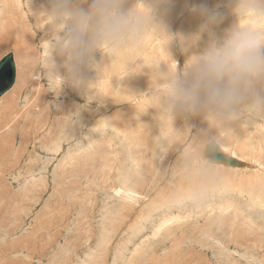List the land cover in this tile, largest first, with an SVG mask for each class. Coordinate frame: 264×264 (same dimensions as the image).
<instances>
[{
  "label": "rangeland",
  "instance_id": "1",
  "mask_svg": "<svg viewBox=\"0 0 264 264\" xmlns=\"http://www.w3.org/2000/svg\"><path fill=\"white\" fill-rule=\"evenodd\" d=\"M221 1L168 0L159 4L157 19L165 24L173 39L166 45V41L148 38L139 52L143 66L161 62L162 71L166 69L165 62L171 64L172 58L182 69L188 59L185 53L202 51L210 39L208 31L201 32L206 20L202 10L215 13L218 22L212 26L211 32L216 38H223L237 18L231 16L228 5L221 4ZM18 2L25 12V30L19 29L16 33L12 25H0V32L9 34L0 35V59L8 53L15 54L22 64L25 73L22 77L26 80L18 79L0 102V264H151L155 257L160 260L157 264H264V217L260 214L259 202L255 200L256 206L252 208L244 205L243 197L240 199L236 194H229L228 189L221 192V185L227 179L240 186V182L250 180L251 174L257 172L252 161L247 160L250 168L238 174L232 172V166L222 165L219 190L204 204L193 207L178 202L171 193L180 185H173L170 172L183 147L175 146L167 153H161L159 139L171 136L172 129L159 126L156 108H149L140 116L136 114L138 109L143 110L150 103L140 95L150 94L152 69L141 66L138 72L128 75L129 58L120 55L110 60L103 69L102 79L94 85L105 96L96 95L94 99H88L94 90H89L87 84L94 82L97 74L87 68L82 70L85 83L79 88L65 79L60 88L55 89L52 79L67 76L64 58L54 51V63L59 64H56L57 70L46 68L44 43L50 39L47 22L34 20L28 10V0ZM7 8L8 14H5L3 11ZM36 8L41 11V8ZM16 9L17 5L13 3L6 8L0 4L2 16H8ZM197 34L200 39L185 51L181 37L186 40ZM96 59L98 62L102 60L103 54L96 53ZM28 62L30 69H36L39 79L36 73L31 76L32 71L28 74ZM25 82L27 85H23ZM8 117L14 120L7 121ZM136 117L141 119L140 124H147L148 127L141 125L146 130L138 129ZM4 122L6 125L1 129ZM77 123L74 137L60 141V149L51 143L55 139L59 141L63 135L61 132L71 131ZM186 127L190 128V139L208 130L207 122L199 115L187 120L178 116L174 128L183 131ZM230 127L235 135L229 136L226 145H235L238 132L245 129L255 136V146H264V121L253 126L243 125L242 128L236 122ZM212 134H215L214 130ZM244 139L241 136L239 143ZM230 148L236 154V150ZM247 152L242 154L247 156ZM257 156L264 159L261 150ZM130 157L133 160L126 163L128 169H135V173L140 170L138 174L132 170L128 177L122 171L126 185L129 183L124 186L125 191L130 186L129 191L135 189L137 195L134 203L127 202L128 205L119 201L122 197L115 191L120 187V165ZM134 159L135 162L138 160L137 164H132ZM108 162L113 164L110 179L109 175L103 176L101 169H108ZM258 191L253 193L258 194ZM224 193L230 202L237 196L243 212L241 214L239 208L230 206L228 213L223 215L227 217L219 222L221 213L218 208L227 204ZM251 198L252 194H248L247 199L251 201ZM122 204L130 206L132 212L125 213ZM121 213L122 216L118 215ZM141 214L143 217L149 214L151 219L144 223ZM163 214L166 218L180 215L182 221L171 224L169 230L159 233L160 237H154L153 227ZM135 224L143 230L137 237H133L132 225ZM142 240L146 245L136 254ZM102 241H106L104 250L100 247ZM151 249L160 256H154Z\"/></svg>",
  "mask_w": 264,
  "mask_h": 264
},
{
  "label": "clouds",
  "instance_id": "2",
  "mask_svg": "<svg viewBox=\"0 0 264 264\" xmlns=\"http://www.w3.org/2000/svg\"><path fill=\"white\" fill-rule=\"evenodd\" d=\"M166 2L50 0L51 8L41 13L50 32L45 44L46 68H55V51L64 58L67 70L66 77L52 79L54 88L59 89L65 79L79 88L85 83L82 70L93 69L97 78L87 84L89 90H94L88 99L103 97L94 85L102 79L110 60L120 55L129 58L128 75L138 72V67L144 65L139 52L148 38L166 41V45L173 39L156 16L157 6ZM233 5L237 22L220 39L211 32L217 16L202 10L206 20L201 32H209V42L202 51L190 55L182 69L172 58L171 64L165 62L167 68L163 71L161 62L143 66L152 69L151 87L150 94L140 96L150 103L143 110L137 108V114L156 108L159 126L172 129L171 136L159 139L161 153L183 147L170 172L173 185H180L172 195L193 207L211 199L222 180L223 161L206 158L205 150L223 152L229 136L235 135L230 127L233 123L239 122L242 127L264 121V0H233ZM199 39V34L186 40L181 37L185 51ZM98 52L103 54L99 62ZM197 115L208 124L202 135L190 139V128H174L178 116L187 120Z\"/></svg>",
  "mask_w": 264,
  "mask_h": 264
},
{
  "label": "bare ground",
  "instance_id": "3",
  "mask_svg": "<svg viewBox=\"0 0 264 264\" xmlns=\"http://www.w3.org/2000/svg\"><path fill=\"white\" fill-rule=\"evenodd\" d=\"M18 1V0H17ZM17 1L16 0H0V4H2V6H3V8H6V6L7 5H9L10 3H13V4H15V5H17V9H16V11L15 10H13L12 11V13L10 14V15H4V16H2V13L0 14V25H2V24H10V25H12L13 27H14V30H15V32L17 33L18 31H19V29L23 32L24 30H25V23H26V16H25V12L23 11L22 12V5H20L19 4V2L17 3ZM207 2V1H206ZM221 4H226V5H228V10H229V13L231 14V16L234 18V14H233V12H232V8H233V0H222L221 1ZM27 6H28V10H29V13H30V15L31 16H33V18H34V20L36 21V22H41L43 19H41V16H42V12H44V11H46V10H49L50 8H51V4H50V0H41L40 2H36V1H34V0H28V3H27ZM36 7H38V8H41V11H39V9H37ZM8 9L9 8H7V9H5L3 12L5 13V14H8ZM212 12V11H211ZM213 14H215L214 12H213ZM9 20V21H8ZM3 35V36H7V35H9V34H6V33H3V31H1L0 32V35ZM31 38V37H30ZM31 41H32V39H31ZM45 44H46V42L44 43V48H45ZM14 45H15V47H17V48H19V46L17 45V43L16 42H14ZM20 46H21V42H20ZM22 46H23V44H22ZM45 52H46V50H45ZM26 53V52H25ZM56 53V52H55ZM27 54V53H26ZM192 54H195V52L194 51H189L188 53H185V56L187 57V58H189L190 57V55H192ZM57 55V54H56ZM25 56V55H24ZM59 56V55H58ZM14 57H15V61H16V67H17V72H16V81H15V83L17 82V80L18 79H23V77H22V75H25V73L23 72V70H22V64L20 63V61L16 58V56H15V54H14ZM55 57H57V56H55ZM60 57V56H59ZM56 59H58V58H56ZM43 60H44V58H43ZM59 60V59H58ZM57 60V61H58ZM61 60V59H60ZM56 61V62H57ZM53 62H54V59H53ZM44 63V62H43ZM42 63V64H43ZM58 63V62H57ZM56 63V64H57ZM55 64V65H56ZM57 65H59V64H57ZM57 65L55 66V68L57 67ZM166 66V68H167V64H165ZM41 66V65H40ZM45 66H46V64H45ZM28 69H29V71H28V74H30V72H31V76H34L35 75V73H36V69L34 68V67H31V69H30V62H28ZM44 69V68H43ZM56 70H57V68H56ZM166 70V69H165ZM26 71V72H27ZM163 71V70H162ZM38 72H40V69H38ZM23 73V74H22ZM27 74V75H28ZM36 75H37V78L39 79V75H38V73H36ZM29 76V75H28ZM30 77V76H29ZM28 79V78H27ZM24 81H26L25 79H23ZM22 80V81H23ZM21 80H20V82H22ZM19 82V83H20ZM28 82H30V81H28ZM27 82V83H28ZM26 83V82H25ZM27 83L26 84H23V85H27ZM120 83V82H119ZM118 83V84H119ZM29 85H31V82L30 83H28ZM16 85V84H15ZM19 85V84H18ZM120 85H121V83H120ZM120 88V87H119ZM35 89V88H34ZM41 94V93H40ZM7 95V94H6ZM6 95H3L4 96V98H5V96ZM3 96L0 98V102L2 101V98H3ZM36 96V95H35ZM32 97H33V95H32ZM34 98V97H33ZM31 99V98H30ZM32 100H34V99H32ZM59 106V105H58ZM9 108V107H8ZM34 108V107H33ZM58 108V107H57ZM26 109V108H25ZM134 112V111H133ZM136 112V111H135ZM136 114H137V112H136ZM134 115V114H133ZM12 116V115H11ZM140 116V115H139ZM138 117V116H137ZM136 117V119L135 120H138V118ZM142 117V116H141ZM141 117H139V119L141 118ZM12 119H13V117H8V120L7 121H12ZM133 119V120H134ZM6 120V119H5ZM14 120V119H13ZM134 120V121H135ZM6 121V122H7ZM139 122H138V129L140 130V128H144V127H148V126H146V125H142V124H140V122H141V119L140 120H138ZM147 121V120H146ZM6 122H4V123H1V129L2 128H4L5 127V125H6ZM142 122H145V121H142ZM137 124V123H136ZM144 124V123H143ZM151 124V123H150ZM149 124V125H150ZM144 126V127H142V126ZM135 126H137V125H135ZM150 127V126H149ZM242 128V127H241ZM243 128H245V127H243ZM78 129V123H77V125H76V127L75 126H72V129H71V131H69V132H61V134H63L62 136H61V138L59 139V141L58 140H53V142H51L52 144L53 143H55L56 144V147L58 148V149H60L61 148V143L62 142H60V141H62V140H66V141H68L69 139H71V138H73L74 137V135H75V131ZM142 129H141V131H142ZM154 129V128H153ZM143 130H146V129H143ZM161 131L163 132V129H161ZM239 134L237 135V139H236V143H235V145H232V146H230V145H226L227 147H229V149H231L230 147H233L235 150H236V154L234 155V156H240V154H242V152L243 151H248L247 153V156L246 155H243V157H241V158H234V159H237V160H239L240 162H243L244 163V165L243 166H241L242 168H237V167H230V169L232 170V172L233 173H239V172H245V170H247V169H249L248 168V162H247V160L248 161H252L253 159H256V160H261V158L260 157H258L257 156V154H258V150H261V152H264V146H262V145H257V146H255V144L257 143V140H255V136L252 134V132L251 133H249V132H247L245 129H240V131L238 132ZM203 134V133H202ZM241 136H243V138H246V139H244V140H242V141H240V143H239V138L241 137ZM232 137H234V136H232ZM164 143V142H163ZM166 143V142H165ZM239 143V144H238ZM91 145V144H90ZM120 145V144H119ZM48 146V145H47ZM54 146V145H53ZM53 148V147H52ZM51 150H53V149H51ZM179 150H180V148H179ZM232 150V149H231ZM49 151V150H48ZM206 151V150H205ZM220 151V150H219ZM221 153H223L222 151H220ZM239 152H240V154H239ZM245 153V152H244ZM164 154V153H163ZM223 154H225L226 156H228L229 158H233L234 156H231V155H228L227 153H223ZM255 154H256V156H255ZM159 155V154H158ZM244 156L246 157V158H248V159H246V158H244ZM174 158V157H173ZM207 158V157H206ZM242 159V160H241ZM130 160V161H129ZM132 160H133V157H130L129 159H126L125 160V162L124 163H122L121 165H120V167H121V169H120V171H119V173H118V177L121 179V181L119 180V186L120 187H118V188H116L117 190L115 191V194L116 193H121L120 194V197H122V199H119V201L121 200L122 201V203H129V202H131V203H134V200L136 199L135 198V196L137 197V195H135V193H134V191H135V189L132 191H129L130 190V186H129V189L128 188H126V190L127 191H125V189H124V186L126 185V183H125V181H124V178H125V176L123 175L125 172L127 173V177H128V173H130V172H132V170H133V172H134V174H136L140 169H139V167H138V171L135 173V169H128V167L126 166V163L128 162L129 164H130V162H132ZM135 160L136 159H134V162L132 163V164H137V161L135 162ZM160 160V159H159ZM244 160V161H243ZM163 162V161H162ZM104 164H106V163H104ZM108 164H109V167H108V169H106V168H104V167H102L101 169H102V171H103V176H105V177H107L108 175H109V179H110V177H111V166H113V164L112 163H109L108 162ZM131 164V165H132ZM144 164V163H143ZM156 164V163H155ZM154 164V165H155ZM222 165H225V164H222ZM250 165V164H249ZM106 166V165H105ZM135 165H133V167H134ZM143 166V165H142ZM141 166V167H142ZM225 166H227V165H225ZM256 167L254 168V169H256L257 170V172H256V174L255 173H252L251 174V176H250V180H245L244 181V183L243 182H240V183H242V186H240V185H233L232 183H230V181H229V179H227L228 181H224L223 182V186L221 185V189H222V191L221 192H224V190L225 189H228L229 191H228V193L230 194H236V195H238V197L240 198V199H243L244 198V205H251V207L253 208L254 207V205L256 206V204L254 203V201L255 200H257L258 202H259V204L260 203H264V173H262L261 171H260V169H259V165L258 164H256L255 165ZM150 167H152L151 165H150ZM131 168H132V166H131ZM144 168V167H143ZM108 170V171H107ZM147 170V169H146ZM157 170V169H156ZM122 171H124V173H122ZM145 171V170H144ZM150 171V170H149ZM142 172H143V170H142ZM125 173V174H126ZM139 173H141V172H139ZM226 173V172H225ZM231 173V172H230ZM230 173H229V175H230ZM237 173V174H238ZM138 174V173H137ZM166 174V173H165ZM243 174V173H242ZM132 175V174H131ZM142 175V174H141ZM150 175V174H149ZM152 175V174H151ZM247 175V174H246ZM250 175V174H249ZM135 176H137V175H135ZM135 176H134V178L133 179H135V181H136V178H135ZM138 176H140V175H138ZM148 176V175H147ZM131 177V176H130ZM242 177V176H241ZM228 178V177H227ZM244 178V177H243ZM243 178H240V180H243ZM126 179V178H125ZM131 179V178H130ZM132 179V180H133ZM147 179V178H146ZM15 180V179H14ZM155 180V179H154ZM225 180V179H224ZM231 180V179H230ZM233 180V179H232ZM234 180H236V179H234ZM151 181V180H150ZM228 182H229V184H228ZM236 182V181H235ZM238 182V181H237ZM137 183V182H136ZM150 183V182H149ZM134 184H135V182H134ZM133 184V182H132V185H134ZM155 184V183H154ZM235 184V183H234ZM255 184H257L256 186H257V188H254V185ZM128 185H129V183H128ZM128 185H126V186H128ZM137 185V184H136ZM141 185V184H140ZM219 187V186H218ZM135 188H136V186H135ZM114 189V188H113ZM137 189V188H136ZM153 190V189H152ZM179 190V189H178ZM219 190V189H218ZM259 190V191H258ZM114 191V190H113ZM227 191V190H226ZM253 191H258L259 193L258 194H254L253 193ZM126 192V193H125ZM219 192V191H218ZM217 192V193H218ZM128 193H130L131 195L129 196V195H127ZM172 194V193H171ZM248 194H252V198H251V201H249L248 199H247V196H248ZM219 195H222V194H219ZM225 195H227V194H225L224 193V198L226 199V201H227V204L225 205H223V204H221V207L220 208H218V212H220L221 213V217H218V218H220L219 219V222H221L222 221V219H225L226 217L225 216H223L225 213H228V211H229V207L230 206H236L237 208H239V210H241V204L239 205V203L237 202V200L239 199H237L236 200V197H234V199H233V202H230L229 201V199L228 198H226L225 197ZM29 197V196H28ZM31 197V196H30ZM243 197V198H242ZM26 198V197H25ZM114 198V197H113ZM169 198H170V195H169ZM223 198V199H224ZM233 198V197H232ZM116 199V198H115ZM118 199V198H117ZM219 199H221V198H219ZM173 200V199H172ZM27 201V200H26ZM118 201V202H119ZM171 202V201H170ZM240 202V201H239ZM127 203V204H128ZM130 203V204H131ZM137 203V202H136ZM120 204V203H119ZM123 205V204H122ZM121 205V207H123L124 206V211L126 210V212L125 213H129V212H132V210L133 209H131V207L130 206H128V205H123L122 206ZM136 205V204H135ZM153 206V205H152ZM162 206V205H161ZM121 207H119L118 206V208L120 209ZM151 207V206H150ZM126 208V209H125ZM148 210H149V208H147ZM146 209V210H147ZM151 209V208H150ZM156 209V208H155ZM243 209V208H242ZM116 210V209H115ZM118 210V209H117ZM116 210V211H117ZM113 211V210H112ZM120 212H121V209L119 210ZM153 211H155V210H152V212ZM120 212H118V213H120ZM149 212V211H148ZM242 210H241V214H242ZM114 213H115V211H114ZM155 213V212H154ZM165 213V212H164ZM112 214V213H111ZM105 215V214H104ZM110 215V214H109ZM117 215V214H116ZM115 215V216H116ZM118 215H120V216H122V213L121 214H118ZM117 215V216H118ZM130 215V214H129ZM166 214H163L162 215V217L160 218V220H159V222L158 223H154L155 224V226L153 227V231H152V233H153V236L154 237H160V234L159 233H161V232H163V231H166V230H169V227H171L172 225L171 224H175L176 222H177V224H179L178 222H181L182 220H181V217H180V215L178 216L177 214H175L176 216H171V217H164ZM168 215V214H167ZM215 215V214H214ZM111 216H113V215H111ZM141 216H142V214H141ZM216 216H218V215H216ZM229 216V215H228ZM109 217V216H108ZM124 217H128L129 218V216H126V215H124ZM110 218V217H109ZM114 218V217H113ZM119 219V218H118ZM120 219H121V217H120ZM138 219V218H137ZM141 219V218H140ZM142 219H143V222L144 223H146V222H148L150 219H151V217L149 216V214H146L144 217L142 216ZM217 219V218H216ZM230 219V218H229ZM95 220V219H94ZM114 220H116V219H114ZM211 220H213V219H211ZM264 220V219H263ZM108 221V220H107ZM119 221H121V220H119ZM135 221H137V220H135ZM139 221H141V220H139ZM138 221V222H139ZM227 221V220H226ZM106 222V221H105ZM112 222V221H111ZM117 222H118V220H117ZM116 222V223H117ZM137 222V223H138ZM217 222V221H216ZM140 223V222H139ZM153 224V225H154ZM213 224V223H212ZM229 224V223H228ZM231 224V223H230ZM234 224V223H233ZM112 225V224H111ZM181 225V224H180ZM220 225H221V223H220ZM105 226V225H104ZM110 226V225H109ZM116 226V225H115ZM232 226V225H231ZM142 227V226H141ZM144 227V226H143ZM142 227V228H143ZM180 227V226H179ZM221 227H223V226H221ZM227 227V226H226ZM233 227V226H232ZM111 228V227H110ZM133 228V229H132ZM132 230L134 231V236L133 237H137V235L138 234H141L142 233V231L143 230H141L140 229V226H138V224H135V225H132ZM211 229H212V227H211ZM235 229V228H234ZM103 230V229H102ZM107 230V229H106ZM38 231V230H37ZM132 231V232H133ZM211 232V231H210ZM231 232H232V228H231ZM104 234V233H103ZM231 234V233H230ZM128 235V234H127ZM107 236V235H106ZM174 236V235H173ZM35 237V236H34ZM235 238V237H234ZM132 239V238H131ZM102 240H104V239H102ZM149 240V239H148ZM100 242V241H99ZM104 242H106V241H104ZM103 241L101 242V244H100V247H101V250H104L103 248H104V243ZM108 242V241H107ZM133 242V241H132ZM147 242V241H146ZM109 243V242H108ZM119 243V242H118ZM150 244V243H149ZM119 245V244H118ZM144 245H146L145 244V242L142 240L141 241V244L137 247V249H136V251H135V253L137 254V253H139V252H141L142 250H143V247H144ZM122 249V248H121ZM91 250V249H90ZM128 251V250H127ZM146 251H147V249H146ZM154 256L155 255H158V256H160L158 253H156L155 251H153V249H151V251H150ZM192 255V254H191ZM119 257V256H118ZM142 257V256H141ZM163 257V256H162ZM161 258V257H160ZM96 259H97V255H96ZM163 258H161V260H162ZM119 261V260H118ZM158 262H160V260H159V257H155V260L151 263V264H157ZM192 262V261H191ZM115 263V262H114ZM120 263V262H119ZM131 263H132V261H131ZM147 263V262H146ZM63 264V263H62Z\"/></svg>",
  "mask_w": 264,
  "mask_h": 264
},
{
  "label": "water",
  "instance_id": "4",
  "mask_svg": "<svg viewBox=\"0 0 264 264\" xmlns=\"http://www.w3.org/2000/svg\"><path fill=\"white\" fill-rule=\"evenodd\" d=\"M16 72L17 67L14 54L8 53L0 59V98L13 88L16 81ZM205 156L207 158L221 160L227 166L241 167L244 165L243 162L229 158L219 150L213 153L211 149H206Z\"/></svg>",
  "mask_w": 264,
  "mask_h": 264
},
{
  "label": "snow or ice",
  "instance_id": "5",
  "mask_svg": "<svg viewBox=\"0 0 264 264\" xmlns=\"http://www.w3.org/2000/svg\"><path fill=\"white\" fill-rule=\"evenodd\" d=\"M46 47V45H45ZM45 56H47V53L45 52ZM173 68H175V65L173 64L172 65ZM223 152L224 153H227L228 155H231V156H234L235 155V152L234 151H231L229 149V147L226 146V144L223 146ZM262 156H264V152H262ZM252 163L254 165L258 164L259 165V169L262 173H264V159H261V160H256V159H253L252 160ZM121 193H117V195H120ZM127 195H131L130 193H128ZM259 211H260V214L262 217H264V203H260L259 204Z\"/></svg>",
  "mask_w": 264,
  "mask_h": 264
}]
</instances>
